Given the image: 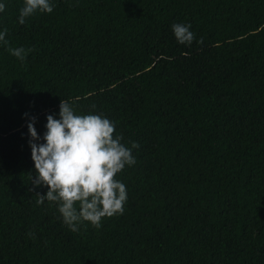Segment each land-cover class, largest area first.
Returning <instances> with one entry per match:
<instances>
[{
  "label": "trees",
  "instance_id": "16d2710c",
  "mask_svg": "<svg viewBox=\"0 0 264 264\" xmlns=\"http://www.w3.org/2000/svg\"><path fill=\"white\" fill-rule=\"evenodd\" d=\"M22 5L0 13V264H264V0H53L20 24ZM61 99L138 144L98 228L30 179L28 119L42 135Z\"/></svg>",
  "mask_w": 264,
  "mask_h": 264
},
{
  "label": "clouds",
  "instance_id": "9594fccd",
  "mask_svg": "<svg viewBox=\"0 0 264 264\" xmlns=\"http://www.w3.org/2000/svg\"><path fill=\"white\" fill-rule=\"evenodd\" d=\"M5 7L6 0H0V13ZM52 10L53 0H23L17 21L23 24L35 13ZM170 28L177 43L193 42L190 24L173 23ZM6 32L0 28V42L5 44ZM8 51L21 61L25 59L23 47ZM34 124L35 117H29L28 144L35 169V176L30 179L33 187H47L43 195L36 193L37 203L56 202L63 223L74 232L82 221L98 228L103 217L122 213L127 200L126 186L114 177L126 165L135 164L132 150L138 144L132 142L128 147L122 143V135H114V122L103 113L77 114L73 105L64 99L60 101L58 114L46 115L42 135Z\"/></svg>",
  "mask_w": 264,
  "mask_h": 264
}]
</instances>
